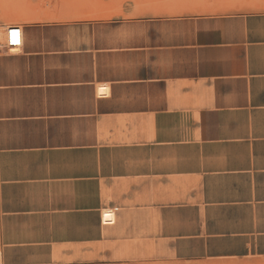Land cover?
I'll use <instances>...</instances> for the list:
<instances>
[{
	"label": "crops",
	"instance_id": "0c3cea01",
	"mask_svg": "<svg viewBox=\"0 0 264 264\" xmlns=\"http://www.w3.org/2000/svg\"><path fill=\"white\" fill-rule=\"evenodd\" d=\"M19 2L0 263L264 258V0Z\"/></svg>",
	"mask_w": 264,
	"mask_h": 264
},
{
	"label": "rangeland",
	"instance_id": "374dc122",
	"mask_svg": "<svg viewBox=\"0 0 264 264\" xmlns=\"http://www.w3.org/2000/svg\"><path fill=\"white\" fill-rule=\"evenodd\" d=\"M19 0H0V52L4 51L5 29L9 25L20 27ZM13 50H11L12 52ZM1 264V263H0ZM62 264H65L62 262ZM66 264H264V258L246 257L237 259H202V260H174L163 259L150 262L122 263L105 261L93 257H83L78 262H67Z\"/></svg>",
	"mask_w": 264,
	"mask_h": 264
},
{
	"label": "built area",
	"instance_id": "2783aa9c",
	"mask_svg": "<svg viewBox=\"0 0 264 264\" xmlns=\"http://www.w3.org/2000/svg\"><path fill=\"white\" fill-rule=\"evenodd\" d=\"M21 36V27H19L18 25H9L8 27H6L4 38L5 51L11 53L12 49H19L22 44Z\"/></svg>",
	"mask_w": 264,
	"mask_h": 264
},
{
	"label": "bare ground",
	"instance_id": "6f19581e",
	"mask_svg": "<svg viewBox=\"0 0 264 264\" xmlns=\"http://www.w3.org/2000/svg\"><path fill=\"white\" fill-rule=\"evenodd\" d=\"M12 50H17V49H12ZM107 213V212H106ZM106 213H104V214H106ZM107 217H108V215H104V218L107 220ZM109 218H110V215H109ZM109 220V219H108Z\"/></svg>",
	"mask_w": 264,
	"mask_h": 264
}]
</instances>
